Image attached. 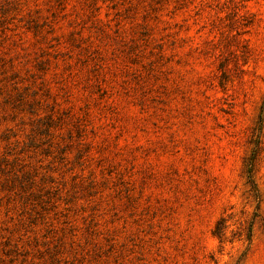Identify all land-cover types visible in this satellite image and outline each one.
<instances>
[{"label": "rangeland", "instance_id": "rangeland-1", "mask_svg": "<svg viewBox=\"0 0 264 264\" xmlns=\"http://www.w3.org/2000/svg\"><path fill=\"white\" fill-rule=\"evenodd\" d=\"M0 264H264V0H0Z\"/></svg>", "mask_w": 264, "mask_h": 264}, {"label": "trees", "instance_id": "trees-1", "mask_svg": "<svg viewBox=\"0 0 264 264\" xmlns=\"http://www.w3.org/2000/svg\"><path fill=\"white\" fill-rule=\"evenodd\" d=\"M253 160V159H252ZM27 175V174H26ZM250 185L252 190L254 191L255 194H257L256 192V187L254 185V183L250 180ZM256 215V213H255ZM226 228H227V218L225 216H220L219 219L215 222L214 227L212 229V234L218 238V240L220 242L224 241L226 236H225V232H226ZM251 236V230H250V226L247 229V233L245 235V238L247 240L250 239Z\"/></svg>", "mask_w": 264, "mask_h": 264}]
</instances>
